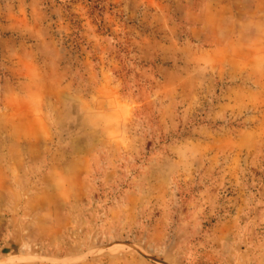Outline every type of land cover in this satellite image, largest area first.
Returning a JSON list of instances; mask_svg holds the SVG:
<instances>
[{"label":"rangeland","instance_id":"rangeland-1","mask_svg":"<svg viewBox=\"0 0 264 264\" xmlns=\"http://www.w3.org/2000/svg\"><path fill=\"white\" fill-rule=\"evenodd\" d=\"M0 264H264V0H0Z\"/></svg>","mask_w":264,"mask_h":264}]
</instances>
